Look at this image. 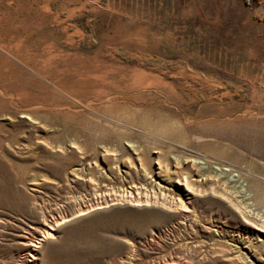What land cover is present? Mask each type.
<instances>
[{
    "label": "rangeland",
    "instance_id": "374dc122",
    "mask_svg": "<svg viewBox=\"0 0 264 264\" xmlns=\"http://www.w3.org/2000/svg\"><path fill=\"white\" fill-rule=\"evenodd\" d=\"M184 155L264 221V0H0V264L52 216L38 264H243L228 188L152 203L144 170Z\"/></svg>",
    "mask_w": 264,
    "mask_h": 264
},
{
    "label": "bare ground",
    "instance_id": "6f19581e",
    "mask_svg": "<svg viewBox=\"0 0 264 264\" xmlns=\"http://www.w3.org/2000/svg\"><path fill=\"white\" fill-rule=\"evenodd\" d=\"M140 71L141 72L135 74V76L133 77V86L135 85V83L138 84V82H141L139 80L141 79L142 72L144 71ZM27 114L28 113L26 112V110H24L23 113L20 114V116L24 115L32 122L31 118L28 117ZM167 129L170 132L173 131L170 126L167 127ZM194 139H196V141L198 142L211 140L213 138L209 136L195 135ZM169 161L174 167L173 169H171V171L164 164L161 157L157 156L153 159V163L155 164V171L153 173H155L154 176L157 177V179L153 177V175L149 172H146V170H144L145 167L142 162H139L141 168H143V170L145 171L144 178H149L148 183L150 187L155 189L162 196V200H164L165 202L168 201L174 206H165L164 202L157 201H153L152 203L165 209L174 210V212H176L177 214L180 213L181 215H184V213L186 212L194 211L193 205L196 196L204 195L207 193L213 194L214 191L212 187L215 185L223 186L225 187V189L228 188V191H231V194H236L238 202L242 204H239L241 206H237V211L240 215L238 223L243 226L247 232H250L251 235L256 239V242L254 243V241L250 238H247L244 233L235 234V236L234 234H229L228 236L229 238H232L231 241L233 242L231 244L236 252L235 256H238L243 264H264V248H262L264 246V221L262 219H256L250 214V208H247L248 205L245 202L246 196H248L249 194L243 192L242 185H240L236 189V185L233 183V176H236L237 173H234L230 167L221 165L210 166L204 161L185 155L179 157L171 156V159ZM259 163L264 167V162ZM182 164H189L190 169L187 171L182 170ZM144 203H142L141 200H137L136 202H134V204L138 205ZM50 219V221H48L44 217L40 223L30 225V229L37 232L36 235H31V239L20 237V243L23 246V256L21 255L22 262H19L18 264H38L39 257L37 249L40 242L44 241L48 237H52L53 232L51 231L56 230L55 226L67 220L65 216L60 219H56L52 216ZM256 253L261 255L262 258L260 259L255 255V259H257L258 261L252 262L248 258V255H254ZM162 264L171 263L164 261Z\"/></svg>",
    "mask_w": 264,
    "mask_h": 264
}]
</instances>
